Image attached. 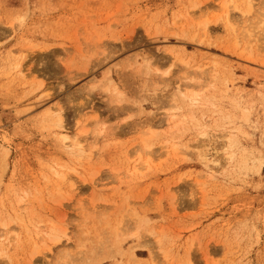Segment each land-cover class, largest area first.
I'll list each match as a JSON object with an SVG mask.
<instances>
[{"label":"rangeland","instance_id":"374dc122","mask_svg":"<svg viewBox=\"0 0 264 264\" xmlns=\"http://www.w3.org/2000/svg\"><path fill=\"white\" fill-rule=\"evenodd\" d=\"M223 5L0 0V264H264V0Z\"/></svg>","mask_w":264,"mask_h":264},{"label":"bare ground","instance_id":"6f19581e","mask_svg":"<svg viewBox=\"0 0 264 264\" xmlns=\"http://www.w3.org/2000/svg\"><path fill=\"white\" fill-rule=\"evenodd\" d=\"M253 1L254 0H224V5L223 6L226 9H228V7L231 6L230 7L231 10H234V11H236L238 13L241 12L243 15L249 16L251 14V12L253 11V7H252ZM226 12L230 13V9L228 11H226ZM20 72H22L21 67H20ZM189 101L193 102L194 100L189 99ZM51 116H52V120H50V121L52 122L53 127L61 129V131H63L64 130V127H63L64 122H63L62 116L60 114L57 115V116H55V115H51ZM48 117H50V116H48ZM53 119H55V120L53 121ZM46 123H48V122L46 121ZM67 140H68L67 138H63V141H67ZM75 147L76 148H81L83 150V145L78 140H76V142H75ZM148 150H150V149H148ZM230 150H229V152L226 155V159L229 160L230 162L235 163L236 154L230 152ZM214 153H215L214 155L218 154L216 150H214ZM252 154L253 155L251 156L250 161H252V162H254L256 164H260V166H263L264 165V152L255 151V152H252ZM200 157H201V161L204 164V166L206 167V169L209 170L208 174H210V173L213 174L214 170L210 167V163H209V160H208L209 159V153H204V154L200 155ZM247 158H249V154H247ZM245 162L246 161H244L242 163V165L245 164ZM77 191H79V190H77ZM64 237L65 238L67 237L66 234H63V238ZM61 238L57 239L56 243H59ZM0 239L3 240V241L2 240L0 241V252H5L8 249V247L13 244V242H12L11 238L8 237V235H6V236L2 235ZM21 242H22V240L19 239L17 244L20 246ZM67 242H69V240ZM159 245H161V241H159ZM39 254L40 253H38L37 255H39ZM103 254L104 253L100 252L98 257H101ZM1 256H3V255L0 254V257ZM65 264H78V262L72 261V262L65 263Z\"/></svg>","mask_w":264,"mask_h":264}]
</instances>
